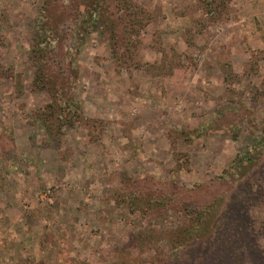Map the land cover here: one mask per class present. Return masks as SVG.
I'll return each instance as SVG.
<instances>
[{
	"label": "rangeland",
	"instance_id": "1",
	"mask_svg": "<svg viewBox=\"0 0 264 264\" xmlns=\"http://www.w3.org/2000/svg\"><path fill=\"white\" fill-rule=\"evenodd\" d=\"M0 264H264V0H0Z\"/></svg>",
	"mask_w": 264,
	"mask_h": 264
},
{
	"label": "trees",
	"instance_id": "2",
	"mask_svg": "<svg viewBox=\"0 0 264 264\" xmlns=\"http://www.w3.org/2000/svg\"><path fill=\"white\" fill-rule=\"evenodd\" d=\"M93 5L95 6V3H93ZM93 11H94V13H95V16H93V13H90V19L91 20H94V19H97V16H99L98 15V13H97V11H96V9H95V7H93ZM47 31H50L51 33H53L52 35L54 36V34H57V32H58V30H57V27L56 26H52V28H49V30H47ZM55 37V36H54ZM58 37H59V35H58ZM43 41H44V39H43ZM42 41V42H43ZM57 48V47H56ZM54 47H49L46 51H48V52H50L51 54L52 53H54ZM46 53V52H45ZM50 54V55H51ZM46 55V54H45ZM40 58V60L43 58V55H42V57H39ZM46 61H47V63H48V65H47V67H46V65H44L41 61L39 62V64L40 65H38L37 64V67H36V70H37V76L35 77L36 79H34V81L36 80V82H37V80H40L39 82H41L42 83V85H40L39 87H38V89H41V90H44L45 88L47 89V90H49V88L47 87V85L49 86V81H47L46 82V84L45 83H43L44 81L43 80H45V73H46V70L49 72V73H52V71L51 70H55V71H57L58 72V74H57V76L60 78L61 77V75H63V73L62 72H64V70H63V68H62V66L60 65H58V63H61L62 62V58H59V56H57V53L56 54H53V56H51V57H47V59H46ZM50 62V63H49ZM43 72H44V74H43ZM38 78V79H37ZM59 78H56V82H57V84L58 83H61L62 84V80H63V78H61V79H59ZM35 84V83H34ZM45 84V85H44ZM60 84V85H61ZM62 86V85H61ZM52 89L54 90V92H55V86H52ZM52 89H50V91H52ZM51 96H52V99L54 98L53 97V93L51 94ZM56 99H54L53 101H55ZM53 101H52V103H53Z\"/></svg>",
	"mask_w": 264,
	"mask_h": 264
},
{
	"label": "built area",
	"instance_id": "3",
	"mask_svg": "<svg viewBox=\"0 0 264 264\" xmlns=\"http://www.w3.org/2000/svg\"><path fill=\"white\" fill-rule=\"evenodd\" d=\"M48 194H49V191H47V193L42 196V199H45Z\"/></svg>",
	"mask_w": 264,
	"mask_h": 264
}]
</instances>
